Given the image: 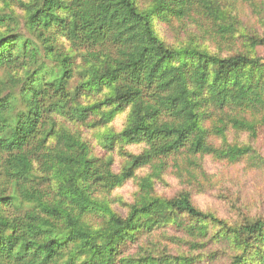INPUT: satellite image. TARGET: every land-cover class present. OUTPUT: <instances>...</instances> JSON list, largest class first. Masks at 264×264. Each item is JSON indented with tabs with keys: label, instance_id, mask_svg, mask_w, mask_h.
Segmentation results:
<instances>
[{
	"label": "trees",
	"instance_id": "16d2710c",
	"mask_svg": "<svg viewBox=\"0 0 264 264\" xmlns=\"http://www.w3.org/2000/svg\"><path fill=\"white\" fill-rule=\"evenodd\" d=\"M0 1V264H192L220 253L264 264V217L231 223L193 198L205 157L250 152L227 141L229 129L264 131V32L246 31L221 0ZM245 1L261 13L264 0ZM195 17L204 40L218 36L216 52L171 45L155 28ZM126 110L100 146L144 147L116 172L65 122L105 127ZM145 168L125 213L114 210L111 192ZM169 168L185 187L164 197L155 181ZM157 231L197 256L157 241L127 253Z\"/></svg>",
	"mask_w": 264,
	"mask_h": 264
},
{
	"label": "rangeland",
	"instance_id": "374dc122",
	"mask_svg": "<svg viewBox=\"0 0 264 264\" xmlns=\"http://www.w3.org/2000/svg\"><path fill=\"white\" fill-rule=\"evenodd\" d=\"M142 6L148 4V0H138ZM226 8L231 9L233 15H236L242 28L257 34L264 32V5L261 13H257L253 8L249 7L245 0H221ZM3 2L0 1V11H4ZM14 10L20 14L22 10L14 5ZM8 12V10H7ZM202 25V26H201ZM207 28L206 22H201L195 17L194 20L185 18L177 20L171 18L168 22L158 21L155 28L164 40L171 45H179L189 42L208 45L211 52H216L218 36L213 34V38L204 40L201 37L200 28ZM65 47L68 43L65 42ZM225 45V44H223ZM264 54V50L259 51ZM0 77H4V73L0 72ZM78 77L75 76L71 85H76ZM127 110L118 114L107 126L91 127L88 124L74 123L69 120L65 122L67 127L83 139L89 142L94 154L110 155L112 157L113 171H120L126 165L128 154H138L143 149L142 144H120L117 143L114 149L106 154L102 145L101 134L106 131H120L126 124ZM108 129V130H107ZM226 139L229 143L239 145H249L251 147L247 156L240 158L234 162L226 160H215L211 157H205L202 160V168L205 176L201 179V185L194 186V202L204 211L214 213L219 218L229 222H239L244 217L256 218L264 217V131L260 129L256 137L252 138L247 132H237L229 129L226 132ZM221 140L216 138L212 143L220 146ZM148 170L139 169L136 171L135 178L125 182L119 188L114 189L109 199L114 210L124 214V204L130 203L134 192L137 190L136 183L138 179ZM185 187V179L171 168L166 169L159 180L155 181V192L164 197H172L179 190ZM186 188H188L186 186ZM169 236H173V232H167ZM162 231H157L150 237L144 238L139 244L131 246L127 253H136L142 251L145 246H150V242H156L158 245L167 246V250L174 254L180 252L184 255L197 256L198 253H187V248L171 244L166 239ZM192 264H226L223 253H220L214 261L206 258L194 260Z\"/></svg>",
	"mask_w": 264,
	"mask_h": 264
}]
</instances>
